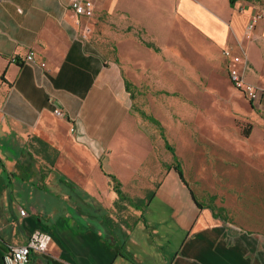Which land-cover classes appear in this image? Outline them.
I'll list each match as a JSON object with an SVG mask.
<instances>
[{
  "label": "crops",
  "instance_id": "obj_1",
  "mask_svg": "<svg viewBox=\"0 0 264 264\" xmlns=\"http://www.w3.org/2000/svg\"><path fill=\"white\" fill-rule=\"evenodd\" d=\"M70 1L0 0V264L9 246L35 231L51 241L28 264H264L263 235L240 232L195 195L200 207L193 202L188 180L186 187L171 168L164 127L131 103L124 76L130 66L145 67L132 28L144 31V48L154 54L160 45L198 47L216 59L230 50L259 93L248 106L264 112V23L246 29L264 13V0L98 1L82 23L89 32L99 23L105 40L75 26ZM108 23L119 29L106 30ZM29 52L35 62L24 64ZM141 112L157 120L164 140ZM140 119L158 129L172 163L159 157ZM31 136L58 152L53 165L29 152ZM155 200L183 235L177 249L168 247L175 232L161 233V220L144 215Z\"/></svg>",
  "mask_w": 264,
  "mask_h": 264
},
{
  "label": "rangeland",
  "instance_id": "obj_2",
  "mask_svg": "<svg viewBox=\"0 0 264 264\" xmlns=\"http://www.w3.org/2000/svg\"><path fill=\"white\" fill-rule=\"evenodd\" d=\"M98 25L89 27L94 31L88 37L96 35L95 39H99L103 33L105 40L106 31H98ZM107 25L108 31L119 29L117 25ZM132 29L143 49L138 58L145 67L130 66L124 73L132 83L131 103L162 124L196 200L214 207L240 232L256 231L264 237V112L251 110L248 100L232 88L222 54L216 59L202 55V48L180 44L156 46L159 51L154 54L144 48V31ZM177 41L183 42L182 38ZM139 121L154 149L158 148L159 157L165 163L170 158L172 163L158 129L147 121ZM249 125L250 133L243 137ZM27 143L29 152L37 158L52 159L51 150L39 144L35 136ZM112 180V187L120 191L119 183ZM140 190L144 194V189ZM134 200L142 211L143 203L138 198ZM143 211L150 223L151 219L161 220V233L168 229L175 232L168 247L177 249L183 235L179 237L169 208L155 200L149 210Z\"/></svg>",
  "mask_w": 264,
  "mask_h": 264
},
{
  "label": "built area",
  "instance_id": "obj_3",
  "mask_svg": "<svg viewBox=\"0 0 264 264\" xmlns=\"http://www.w3.org/2000/svg\"><path fill=\"white\" fill-rule=\"evenodd\" d=\"M98 1L102 0H71L69 2V10L74 17L75 26L82 28L87 33L89 32L88 26L82 23V19L90 20L94 18V5ZM260 22L264 23V13L257 12L253 14L246 26L247 31H253L255 26ZM223 57L227 61V76L233 88L242 93L248 102L255 103L258 100L259 93L256 87L247 83L245 80L243 59L239 55L231 53L230 50H224ZM13 61H15V57ZM33 62H35L34 54L29 52L24 59V64H33ZM39 66L43 68L45 63L41 62ZM53 115L56 118H62L64 112L55 108ZM73 130L71 129L70 133ZM19 212L21 216H25L23 210ZM50 241L51 236L49 233L43 231L32 232L25 244L20 246L11 245L8 247L6 256H4V264H28L30 254L45 253Z\"/></svg>",
  "mask_w": 264,
  "mask_h": 264
},
{
  "label": "trees",
  "instance_id": "obj_4",
  "mask_svg": "<svg viewBox=\"0 0 264 264\" xmlns=\"http://www.w3.org/2000/svg\"><path fill=\"white\" fill-rule=\"evenodd\" d=\"M231 1V3L233 2V0H230ZM140 115H141V118L142 119H147L149 122H151V123H153V124H155V125H157L160 129H161V137L163 138V140H164V136H163V128L160 126V124L157 122V120H155L154 118H152L151 116H148L146 113H144V112H141L140 113ZM249 131V126H248V128L246 129V132H248ZM37 140V142L39 143V144H42V146L43 147H45V148H49L50 150H51V153H52V159H51V165H53V163L55 162V159H56V157H57V155H58V152L55 150V149H52L51 147H50V145H48V143H46V142H44V141H42V140H39V139H36ZM164 143H165V148H166V150L171 154V156H172V160H173V163H172V165H171V168L177 173V175H178V178H179V180H180V182L181 183H183L186 187H187V183L185 182L186 180L184 179V176H183V174H182V171H181V168H180V163H179V160H178V158L175 156V154H174V148L172 147V146H170L166 141H164ZM30 155V154H29ZM31 156V155H30ZM118 193H120L119 191H118ZM121 194V193H120ZM190 194H191V196H192V199H193V202L197 205V206H199L200 207V204H198L196 201H195V197H194V194L192 193V191H190ZM212 211H214V209L212 208L211 209ZM127 259H128V261H130L131 263H133V259L132 258H130V257H128V256H125Z\"/></svg>",
  "mask_w": 264,
  "mask_h": 264
}]
</instances>
